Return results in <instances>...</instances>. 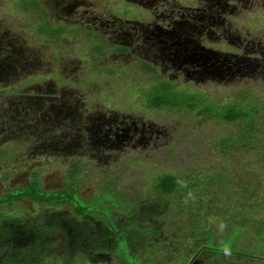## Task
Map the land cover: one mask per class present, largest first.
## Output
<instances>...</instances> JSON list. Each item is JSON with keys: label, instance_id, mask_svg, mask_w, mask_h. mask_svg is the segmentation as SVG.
Listing matches in <instances>:
<instances>
[{"label": "rangeland", "instance_id": "obj_1", "mask_svg": "<svg viewBox=\"0 0 264 264\" xmlns=\"http://www.w3.org/2000/svg\"><path fill=\"white\" fill-rule=\"evenodd\" d=\"M25 1L0 0V194L33 171L45 191L75 187L135 264H264V0ZM161 81L178 104L149 103ZM164 175L184 185L162 194ZM104 221L5 205L1 264H125ZM88 240L106 251L75 257Z\"/></svg>", "mask_w": 264, "mask_h": 264}, {"label": "trees", "instance_id": "obj_2", "mask_svg": "<svg viewBox=\"0 0 264 264\" xmlns=\"http://www.w3.org/2000/svg\"><path fill=\"white\" fill-rule=\"evenodd\" d=\"M38 4L36 0H26L25 1V8L28 7H37ZM46 25L41 26L40 30L44 31H53V32H62L64 28H54L53 30L50 28H45ZM120 49H125L124 47H119ZM96 49H98L96 47ZM151 95V94H150ZM177 93L174 91V86L171 83L161 81L158 87H156V90L152 92L151 97L149 98V103L151 105H155L157 107L162 106H168L173 105L175 102L178 104V101H176ZM188 105L191 106L192 98L193 96L189 97ZM176 105V104H175ZM251 109H234L229 108L222 114V118L227 121H233L236 119H243L244 121L249 120L252 114ZM251 136V133L249 131L244 132V130H241V135L239 138L236 139V142L242 141L243 143H247L248 137ZM178 184V180L171 176V175H164L159 178L158 183L156 185L159 192L162 194H170L175 187ZM194 184V183H192ZM196 184V183H195ZM28 199L32 200L34 202H46L51 203L55 205H59L61 203H70L73 204V207L78 215H82L85 213H93L97 216L103 215L105 217L103 228H105L108 231H111L113 235L115 236L116 242L119 245L120 251L123 254L125 258V264H135L134 257L132 255L131 250L129 249V246L127 244V238L125 237V234L123 231H117L118 229L115 228V223L110 220V213L106 209H97L95 207V204H97V201H91V202H85L81 201L77 197V192L75 187L70 186H64L60 189L53 190L51 192L45 191L41 185H40V179L38 177L37 171H33L30 176V180L27 184L18 185L13 189H6L3 193L0 194V210L3 206L9 205L15 201ZM103 219V218H102ZM116 231L118 232V235H116ZM147 234L150 233V231H145ZM115 233V234H114ZM48 241L45 240L43 243V247L49 248ZM86 249L81 248L77 251L75 254V257L77 258L82 257L84 259L88 258V255L91 253H95L98 251H106L105 248H100L96 246L94 243L90 242L89 240L86 243ZM8 248L0 245V264L3 262L4 258L6 257ZM193 263V262H192ZM87 264H92L88 261ZM191 264V263H190Z\"/></svg>", "mask_w": 264, "mask_h": 264}, {"label": "clouds", "instance_id": "obj_3", "mask_svg": "<svg viewBox=\"0 0 264 264\" xmlns=\"http://www.w3.org/2000/svg\"><path fill=\"white\" fill-rule=\"evenodd\" d=\"M178 183L181 184V186L184 185V181H178ZM188 199H194L191 192L188 193V197L185 199L184 202L188 203ZM226 229H227V224L221 220L217 226V230L220 233H223ZM219 245H220V251L224 254V256L230 257L232 254V249H231L230 243L221 240V241H219Z\"/></svg>", "mask_w": 264, "mask_h": 264}]
</instances>
